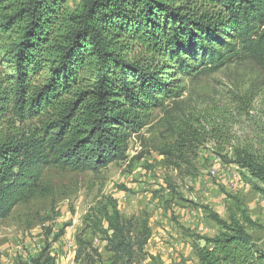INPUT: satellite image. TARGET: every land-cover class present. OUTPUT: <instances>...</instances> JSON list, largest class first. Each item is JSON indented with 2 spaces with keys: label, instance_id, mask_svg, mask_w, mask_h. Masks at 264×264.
<instances>
[{
  "label": "trees",
  "instance_id": "trees-1",
  "mask_svg": "<svg viewBox=\"0 0 264 264\" xmlns=\"http://www.w3.org/2000/svg\"><path fill=\"white\" fill-rule=\"evenodd\" d=\"M227 63H252L258 77L206 137L263 192L264 119L248 104L264 88V0H0V218L38 189L46 167L125 159L131 131L170 97L175 74ZM210 215L220 230L195 248L198 264H264V240L249 234L257 224L244 210ZM96 219L111 264L153 257L146 215L124 217L110 198Z\"/></svg>",
  "mask_w": 264,
  "mask_h": 264
},
{
  "label": "rangeland",
  "instance_id": "rangeland-1",
  "mask_svg": "<svg viewBox=\"0 0 264 264\" xmlns=\"http://www.w3.org/2000/svg\"><path fill=\"white\" fill-rule=\"evenodd\" d=\"M257 77L252 63L177 73L170 97L146 108V124L131 131L125 159L96 170L44 168L38 189L0 218V264H111L92 223L110 198L122 216L148 218L145 249L153 257L141 264H198L195 248L220 230L210 210L223 220L244 210L257 224L249 234L262 242L264 191L245 170L223 161L206 137L220 113L234 115L238 97ZM248 105L253 117L264 119V88ZM245 115L240 120L247 127ZM79 247L84 252L75 260Z\"/></svg>",
  "mask_w": 264,
  "mask_h": 264
}]
</instances>
